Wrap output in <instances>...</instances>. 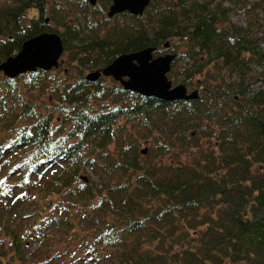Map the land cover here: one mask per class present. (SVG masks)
<instances>
[{"label":"trees","instance_id":"trees-1","mask_svg":"<svg viewBox=\"0 0 264 264\" xmlns=\"http://www.w3.org/2000/svg\"><path fill=\"white\" fill-rule=\"evenodd\" d=\"M112 3L0 0V67L52 32L76 70H0V264H27L34 243L36 264H264V71H251L264 61V3L240 1L254 12L247 27L198 0H151L144 17L108 27ZM173 40L185 50L169 75L194 87L206 73L196 99L88 79ZM223 66L233 81L207 70Z\"/></svg>","mask_w":264,"mask_h":264},{"label":"water","instance_id":"water-1","mask_svg":"<svg viewBox=\"0 0 264 264\" xmlns=\"http://www.w3.org/2000/svg\"><path fill=\"white\" fill-rule=\"evenodd\" d=\"M96 4L97 0H89ZM151 0H114L109 16L129 11L142 15ZM154 48H147L131 54H123L101 71L88 75L95 81L102 75L113 76L122 82L126 89L161 101L190 100L199 96L198 91L188 92L184 84L173 86L167 74L171 70L174 54L154 58ZM65 51L61 36L45 32L28 39L16 56L4 62L0 70L9 77H17L28 71L51 70L59 67V60ZM125 77L127 79H125Z\"/></svg>","mask_w":264,"mask_h":264},{"label":"rangeland","instance_id":"rangeland-1","mask_svg":"<svg viewBox=\"0 0 264 264\" xmlns=\"http://www.w3.org/2000/svg\"><path fill=\"white\" fill-rule=\"evenodd\" d=\"M198 1H200V2L210 1V2H212L211 6L221 5L222 8L224 7V9H228V10L230 8V10L228 12V19L231 21L232 24H236V25L243 26V27H247L249 25V22L253 21L254 12H252L251 10L250 11H247V10L245 11L244 8H242V3H240V1H242L243 3H247V4L248 3H252L253 4V3L258 2V1H262L264 3V0H238V2H236V3H234L232 0H198ZM160 5L163 6V2H160ZM231 7H234V8L231 9ZM76 9H78V8L76 7ZM32 13H34L35 15H38V13L35 12V11L32 12ZM255 14L259 16L258 19L263 23L262 28L258 32V37H259V41L258 42H259V45H260L259 47H260L261 51L264 52V8L261 9L260 11H258ZM106 15H107V13L105 14V16ZM97 17L102 18L103 16H101V14H99V15H97ZM141 17H144V15L141 16ZM111 20H113V18ZM118 20H122V21H119L117 23L114 22V21H117V20H113L111 22H108L107 23V25L109 24L108 27H110V25L112 23H115L113 25H118L119 27L124 26V21L126 20V18L120 17ZM171 47H172L171 49H168L165 52H172V53L176 52L177 53L178 51L182 52V51L185 50V46L184 45H181L180 42L178 44L174 40H173V42L171 44ZM165 52H161L160 54H165ZM61 59H62V62L60 63L59 67H55L54 69H51L49 72L50 73L61 74L62 76L70 75V76L74 77L75 73H76V70H75V66L74 65H72V66L69 65V52L64 53L62 55ZM251 69H252L251 71L257 73V75L260 74V73H263V71H264V61L262 63H260V64L258 62H251ZM207 70H209L210 73H212L214 75L225 73L227 78H229L231 81H233L234 78H235V76H234L235 74L233 73L232 74L233 77H231L230 73L227 71L228 68L224 67V66L222 67V69L209 68ZM88 72L89 71H86V73H88ZM205 74L204 75H197V77L195 78V83H196L197 86H194V87L193 86H188L189 91L198 90L199 93L201 95H203V91H204L203 88H205V86L204 87L201 86L199 81L205 80ZM168 77L172 81L173 86H176V85L182 83L180 77H177L176 79H174V77H171L169 74H168ZM105 78L107 79V81L109 83L113 84L114 79L112 77H105ZM261 85H262V82L258 81V82L253 83L252 85H250V88L251 89H257ZM151 144H153L152 140L147 142L146 139H141V143H140V147L139 148L144 150V149H146V147H151ZM87 175H89L91 178L97 180V177L92 173V171L90 169H87ZM38 249H41L40 244L34 243L33 247L30 249V252L26 255V260H27L26 263L27 264H36L37 263V261H34L33 258H31V253L35 252V250H38ZM44 251L45 250L40 251L39 252L40 253L39 256L40 255L43 256L44 253L46 252V251L45 252ZM37 254H38V252H36V256H37ZM9 257H10V255H9ZM9 257L7 259H9ZM7 262L8 261H5L4 263L7 264ZM62 263H63V259L60 260L59 262H56V261L52 262L51 264H62ZM14 264H25V263H22L19 260L15 259L14 260Z\"/></svg>","mask_w":264,"mask_h":264}]
</instances>
